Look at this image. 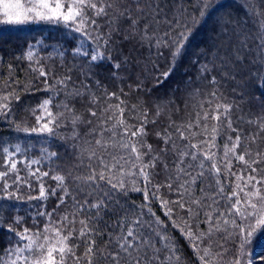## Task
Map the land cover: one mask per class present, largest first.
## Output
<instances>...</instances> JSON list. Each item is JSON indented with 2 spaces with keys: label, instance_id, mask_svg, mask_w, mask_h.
Segmentation results:
<instances>
[{
  "label": "trees",
  "instance_id": "1",
  "mask_svg": "<svg viewBox=\"0 0 264 264\" xmlns=\"http://www.w3.org/2000/svg\"><path fill=\"white\" fill-rule=\"evenodd\" d=\"M67 2L70 0H61V3ZM120 2L124 6L130 5V15L136 19L137 5L134 0ZM151 2L154 8H159L156 22H152L151 17L138 19L136 25H132L129 19L116 21L112 27L117 29L118 26V30L111 34V41L106 49H98L101 58L95 62H90V56L92 50L97 49V43L76 33L62 22L0 23V97L7 93L13 94L8 111L0 112V172L7 173L0 178V224L3 225L0 228V253L8 247H15L16 233L24 228L33 232L37 227L43 229L49 218L37 214L45 209L48 212L55 209V215L51 217L53 222L65 213H78L75 225L69 224L68 228L76 229V238L70 243L75 246L76 255L81 257L80 264H87L84 253L89 240L96 242L93 264H115L108 254L120 251L118 241L137 217L141 220L137 231L143 228L152 241V248L147 249L146 259L152 257L153 249H161L160 259L164 260L168 252L164 250L166 242L160 236H166L179 249L177 255L181 257L180 264H200L189 241L173 225V221L165 215L166 209L161 206L163 200L179 199L176 189L182 183V180L176 179L177 157L173 144L183 148L188 141H180L179 136L175 135V127L195 122L198 113L203 117L208 112L209 119L201 120L200 128H194L193 131H202L204 123H207L209 142L215 143L212 151L222 158L225 145L231 147L228 137L231 136L232 141L236 138V132H232L227 126L230 119L233 127L242 133L241 146L237 152L250 150L252 155L246 156L249 162L257 159L256 153H260L264 159V131L259 127L264 124V48L260 46L264 44V0ZM64 10L67 11V8ZM88 14L91 16V11ZM172 20L186 23L189 30L184 46L175 56L172 49L157 44L154 37L142 38L145 24H151L148 37H152L153 32L162 37L168 31V22ZM98 23L101 25L100 31L109 32L104 18H99ZM77 48L86 50L88 57L77 53ZM29 50L34 53L33 61L24 58ZM117 64L119 68L115 67ZM41 66L48 72L49 84L68 76L71 77V83L57 85L51 91H46L45 78L39 72ZM165 73L168 75L165 76ZM67 91H79L80 95L66 100ZM111 93L115 95L110 96ZM45 99L50 100L48 110L53 115L64 112V104L68 103L83 122L74 128L65 113L64 117H57L61 126L56 129L55 135L23 132V128L39 127L47 122L46 112L40 107ZM109 105L113 106V110L116 105L125 109L124 119L127 125L132 126V130L144 125L146 134L140 143L151 145L154 150L152 155H157L161 149L166 150L156 167L150 169L151 183L147 185V201L144 196L146 182L138 175L124 177L126 183L122 190H113L105 182H99L102 186L93 187L81 182L74 183L71 179L86 176L91 170L99 173L102 166L97 157L104 158L111 165L112 157L127 156V153L120 150L118 139L113 140L111 132L101 134V120L112 115L111 111H104ZM217 105H221L219 112L222 114L224 105L231 106L219 122L211 119ZM89 109L95 110L97 116H91ZM37 117L41 118L39 123ZM111 123L114 121L109 122V127ZM217 123L220 132L212 141L211 129ZM157 133L161 135L158 137ZM167 133H172L173 137L171 143L165 144L164 137ZM97 139L107 142L108 147L97 146ZM197 140H204V135L191 142L196 143ZM17 145L21 149L15 156L18 161L39 160L40 163L30 166L17 163L16 171L10 172V165L4 163L3 149L14 151ZM93 152L95 157H92ZM51 153L56 155L52 156ZM229 158L233 160V172L240 173L243 170L245 177L249 175L250 169H246L242 162L231 156ZM147 159L149 158L145 157V161ZM120 163L125 165V173L138 172V168L132 167L133 163H137L135 159L122 160ZM165 164L168 165L167 169ZM189 164L195 165L191 170L192 176L188 178L191 180L200 171L199 161H192L190 156L185 157L184 167ZM255 166L259 169L256 174L258 178L264 177V162ZM37 168L39 173L47 172L49 175L40 176L37 173L36 176H31L30 171L35 172ZM113 174L116 180L121 179L118 171ZM17 175L23 183L9 191L18 192L19 199H4L3 184L7 182L15 185ZM56 175L65 177L61 188H57L59 182L53 179ZM170 177L173 183L171 190L167 187ZM218 178L225 183V191L231 192L232 187L227 186L226 181L234 182L235 177H228L224 172L219 177L206 173L192 184L190 191L194 197H201L203 193L200 190L211 185L208 193L211 195L216 191ZM41 184L46 189V198L29 199L39 196ZM157 184L161 187L153 196ZM63 187L69 188L70 193L57 208L60 197L64 195ZM51 189H57L55 195L51 193ZM86 198L98 206H86L82 212L73 207L76 201L83 203ZM172 207L173 219L181 224L182 220L179 218L186 217L187 213L180 210L178 205ZM220 208L226 210V203H222ZM157 217L162 222L159 226L155 223ZM204 218L201 212L199 228L202 231L208 227L202 222ZM17 219L19 223L16 222ZM82 219L90 221L89 226L95 230V235L79 236V221ZM121 221L124 222L123 226ZM149 222L151 228L148 227ZM9 226L13 231L8 230ZM193 230H196L195 227ZM238 246V239L226 245L230 252L225 260L230 258ZM216 250L219 249L214 248ZM243 251V264H264V227L255 232ZM101 252L104 255H100ZM144 252L145 248L141 247L140 255L144 256ZM136 255L133 251L132 257ZM120 256V264H126L128 257L123 252ZM152 264L159 262L152 260Z\"/></svg>",
  "mask_w": 264,
  "mask_h": 264
},
{
  "label": "snow or ice",
  "instance_id": "2",
  "mask_svg": "<svg viewBox=\"0 0 264 264\" xmlns=\"http://www.w3.org/2000/svg\"><path fill=\"white\" fill-rule=\"evenodd\" d=\"M137 5L136 8V19H133L130 13L132 9L129 6H124L120 0H70V2L61 3V0H55V4H51L49 0H28V3L22 2V0H0V23L7 24H23L32 21H50L54 23H63L66 27L71 28L76 33H80L83 36L93 40L97 43V49L92 50V55L90 56V62H95L101 58L98 49L100 47L107 48V45L111 41V34L118 30L113 29L112 25L118 20L129 19L132 25H136L138 19H146L151 17L152 22H156V15L159 13L158 7H153L151 0H134ZM141 3L143 6L141 7ZM67 11H64V8ZM91 11L92 15L88 13ZM203 15V12L201 13ZM99 18L105 19V26L109 28L108 33L100 31L101 25L98 23ZM151 24H145V32L142 38H155L157 44L164 47L172 49V54L178 55L181 48L184 46L185 41L188 38L189 30L187 29L186 23H182L180 20H172L168 22V31L164 33L161 37L156 32H153L152 37H148V30ZM95 33V34H94ZM127 39V37H125ZM264 48V44L260 45ZM77 53L88 57V52L77 48L75 50ZM24 58L28 61H33L34 53L29 50L24 54ZM119 68V64L115 65ZM36 70V69H33ZM40 76L45 78L46 91H51L57 85L65 86L71 83V77L59 78L54 81V83H48V72L44 70L41 66L39 68ZM168 73H165L167 76ZM214 79V78H213ZM12 93H7L0 97V112H7L10 105L9 101L11 99ZM79 91L66 92V100L71 96H79ZM114 96V93L109 94ZM18 99V97H17ZM50 104L49 99H45L41 108L46 112L48 120L46 123H42L39 127L33 128H23L22 131L25 133H46L50 135H55V131L61 125L57 117H64L65 113L68 114L70 118V123L75 126L78 123H82V119L79 115H76L74 109L69 106L68 103L64 104V112L57 113L53 115L51 111L48 110ZM230 105H224V113L226 114ZM221 105L216 106V112L211 116L213 121L219 122L222 117V113L219 112ZM90 115L95 117L97 112L93 109L88 110ZM105 113L112 112V115H108L106 119H102L100 122V127L102 133L111 132L113 140L119 141V148L122 152L127 153V156L112 157L113 163L111 165L105 162L104 158L97 157L100 165L102 166L101 171L97 173L95 170H91L88 175L81 177H71L73 182H81L82 184H87L93 187L102 186L99 182L107 183L111 189L115 190L117 188L124 189L125 179L127 175H138L143 177L146 182L144 189L145 200L149 199V191L147 185L151 183L150 181V169H154L157 163L160 162V156L166 154L165 149H161L157 155H152L153 148L151 145L145 143H140V140L146 134L144 131V125L141 124L140 127L132 130L131 125H127L124 119L125 109L120 105L113 106L109 105L107 109L104 110ZM117 112L119 115H117ZM209 119V113L205 112L203 117L197 114V120L195 122H189L186 125L175 127V135L179 136L180 141H188V143L183 147L179 148L173 144V149L177 157V173L176 179L182 180L179 187L176 189L179 199L175 201L163 200L161 206L166 209L165 215L173 221V225L178 227L182 235L189 241L190 246L193 248L195 255L197 256L200 264H243L244 257V247L246 243L251 239L255 232L262 227H264V177H259L256 175L259 169L255 166L259 163L264 162L261 158L260 153H256L257 159L249 162L246 156H251L250 150L238 153L237 150L241 146L242 133L237 131L233 127L232 121L228 120V128L232 132H236L235 141H232L231 136L228 140L231 142V147L225 145L224 155L221 158L218 153L212 151L215 148V143L209 142L208 136V125L204 123L203 130L193 131L194 128H200V121H206ZM41 120L37 117V121ZM111 123L109 127V122ZM252 121H249L251 123ZM90 123V121H89ZM261 131H264V124L259 125ZM220 132L219 123L211 129V139L215 140L216 136ZM75 136V131H73ZM161 134L157 133L159 137ZM204 135V140H197L196 143L191 141L196 139L198 136ZM172 133H167L164 137L165 144L172 142ZM253 141H255V136H253ZM97 146L108 147L107 142H102L100 139L96 140ZM115 146V145H113ZM147 151H143V149ZM207 149V150H204ZM20 146L17 145L15 150L12 151L8 148H4L5 153L4 163L5 165H10L9 171L15 172L17 169V163H25L29 166L31 164H39V160L34 161H18L15 156L16 153L20 152ZM55 156L56 153H51ZM191 157L192 161H199L200 171L195 174V177L191 180L188 178L192 176V169L195 167L194 164H189L184 167L185 157ZM242 162L246 169H250L249 175L245 177L243 170L240 173H235L232 171L233 160ZM92 157H95V153H92ZM90 157V158H92ZM145 157H148L145 161ZM135 159L137 163H133V168H138V172L135 174L125 173V165L121 164L120 161H132ZM207 162V164H206ZM164 167L167 169L168 165L165 164ZM118 171L121 179L116 180V176L113 174ZM227 173L228 177H235L234 182L226 181L227 186L232 187L231 192L225 191V183H222L218 178L216 180V191L209 195L211 185L206 188H202L200 191L203 193L201 197H194V194L190 191L192 184H195L200 178L207 174L219 177L221 173ZM39 173L37 168L35 172L30 171L31 176H36ZM6 172H0V178L6 176ZM40 176H48L49 173H39ZM53 179L58 183L57 188H61L65 183V177L62 175H56ZM172 178H169V183L167 187L171 190L173 188ZM115 181V182H114ZM19 183H23L19 175L16 176V184L10 185L5 182L3 184V198L4 199H19L18 192L9 191L10 188L18 186ZM31 187V185H29ZM161 186L157 184L152 195L155 196V192L159 191ZM64 195H62L57 203V208L64 203L66 198L70 193V189L63 187ZM80 190L79 188L77 189ZM139 190V189H136ZM57 189H51V193L55 195ZM91 195V194H89ZM186 197L188 198L186 200ZM46 189L43 184H41L39 189L38 197H29V199H45ZM210 201V203L208 202ZM226 203V210H221L220 205ZM178 205L179 209L187 213L186 217L179 218L182 220L181 224L176 223V219H173V207ZM95 208L98 205L90 203L89 199H85L83 203L76 201L73 205L82 212L85 207ZM147 206V205H145ZM151 211V209H149ZM56 210L48 212L46 209L39 212L38 216H47L49 219L45 223L44 228L40 229L37 227L36 231H31L28 228H24L21 232L16 233V245L15 247H8L3 253H0V264H80L81 257L76 255L75 246L70 243V241L76 238V229L72 227L68 228L69 224L75 225L76 214L78 213H65L59 220L53 222L51 217L55 215ZM203 212L204 220L202 221L206 224L207 230L202 231L199 228L201 223L200 213ZM153 215H155L153 213ZM71 216V219L69 217ZM19 223V219L16 220ZM81 228L79 230V236L85 237L90 235H95L96 232L91 228L90 221L82 219L79 221ZM123 226V221L120 222ZM155 223L159 226L162 222L159 218H156ZM141 220L137 217L136 220L132 221V224L128 227L126 233H124L119 241L120 251L109 253L115 264H120V253L128 257L126 264H152V260L158 261L159 264H180L181 257L177 255L179 249L175 246V243L171 238L166 236H160V239L165 241V248L168 255L164 257V260L160 259L161 249H153V254L150 259L147 257V249L152 248V241L149 236L144 232L143 228L137 231L140 227ZM3 225L0 224V228ZM148 227L151 228V223H148ZM195 227V231L193 230ZM9 231H13L11 226H9ZM67 232V234H64ZM159 235V233H157ZM239 240V246L235 252L230 256L228 260H225V256L229 255L230 250L226 247L229 242H234ZM136 243H133V242ZM206 241V243H205ZM95 240L88 241V247L85 250L84 257L87 259V264H93V257L96 255L95 252ZM139 245V246H138ZM141 247L145 248L144 256L140 255ZM214 248L219 250L214 251ZM135 251L137 255L132 257V252ZM100 255H104L103 252Z\"/></svg>",
  "mask_w": 264,
  "mask_h": 264
},
{
  "label": "rangeland",
  "instance_id": "3",
  "mask_svg": "<svg viewBox=\"0 0 264 264\" xmlns=\"http://www.w3.org/2000/svg\"><path fill=\"white\" fill-rule=\"evenodd\" d=\"M22 2H24V3H28V0H22ZM49 2L51 3V4H55V0H49ZM65 11V10H64ZM32 22H34V21H32ZM26 23H29V22H26ZM7 24V23H6Z\"/></svg>",
  "mask_w": 264,
  "mask_h": 264
}]
</instances>
